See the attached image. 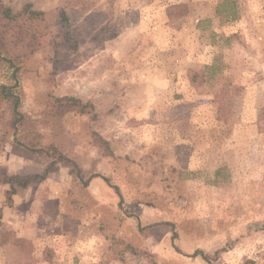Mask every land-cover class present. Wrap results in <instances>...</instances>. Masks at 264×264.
Returning a JSON list of instances; mask_svg holds the SVG:
<instances>
[{
    "label": "rangeland",
    "instance_id": "374dc122",
    "mask_svg": "<svg viewBox=\"0 0 264 264\" xmlns=\"http://www.w3.org/2000/svg\"><path fill=\"white\" fill-rule=\"evenodd\" d=\"M1 1L46 16L0 60V170L45 175L0 186V264H264V0Z\"/></svg>",
    "mask_w": 264,
    "mask_h": 264
},
{
    "label": "trees",
    "instance_id": "16d2710c",
    "mask_svg": "<svg viewBox=\"0 0 264 264\" xmlns=\"http://www.w3.org/2000/svg\"><path fill=\"white\" fill-rule=\"evenodd\" d=\"M32 7V4H27L20 14H15L10 7L5 6L0 0V60L6 62L8 67L12 69L14 79H16L17 73L20 70V67L18 66L19 60H17L18 57L20 54H26L27 50L37 43L36 41L38 34L37 31L34 30L36 22L45 20L46 13L42 10L33 9ZM60 16V24H62L63 27H66L67 23L69 22L67 13L62 10ZM22 18L23 21H21ZM64 33L66 39L70 37L69 32ZM18 49L20 54L17 53ZM17 86V80L14 83L6 82L0 84V98L2 101L6 102L10 111V117L5 126V140L10 139L12 133L17 130V126L19 124H23L24 121V114L20 110L21 98L18 92L15 90V87ZM57 101L61 106L69 105L72 107H77L83 113L87 111L88 107H91L90 103H84L80 98L74 96H64L58 98ZM95 140L99 146L103 148V151L106 155L112 154L109 143L106 140H104L98 134H95ZM43 179H45V175H8L2 173L0 170V186L2 184L11 185V190L8 191V194L14 193L15 185L20 187H28L32 182L41 181ZM116 189H118L117 186ZM3 225L4 223L0 218V236H6L9 234L3 230ZM198 255H200L207 262L212 263L213 258L211 255L202 250L195 251L191 256Z\"/></svg>",
    "mask_w": 264,
    "mask_h": 264
}]
</instances>
